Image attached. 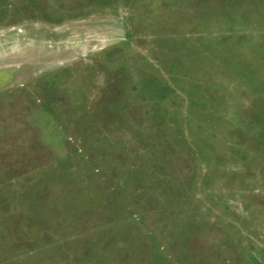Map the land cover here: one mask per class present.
I'll return each mask as SVG.
<instances>
[{
    "label": "rangeland",
    "instance_id": "rangeland-1",
    "mask_svg": "<svg viewBox=\"0 0 264 264\" xmlns=\"http://www.w3.org/2000/svg\"><path fill=\"white\" fill-rule=\"evenodd\" d=\"M0 264H264V0H0Z\"/></svg>",
    "mask_w": 264,
    "mask_h": 264
}]
</instances>
